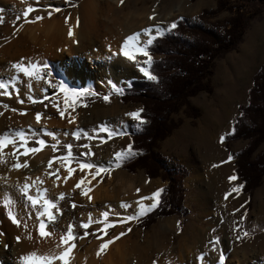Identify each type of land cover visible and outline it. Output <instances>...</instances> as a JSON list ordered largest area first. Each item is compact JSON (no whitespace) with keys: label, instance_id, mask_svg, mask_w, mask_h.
Returning a JSON list of instances; mask_svg holds the SVG:
<instances>
[{"label":"rangeland","instance_id":"374dc122","mask_svg":"<svg viewBox=\"0 0 264 264\" xmlns=\"http://www.w3.org/2000/svg\"><path fill=\"white\" fill-rule=\"evenodd\" d=\"M177 1L180 0H125L123 13L133 5L146 7L157 2L158 12L165 15L169 10L176 7ZM227 1L231 6L241 7L240 12L247 24L245 32L235 49L215 58L211 77L213 91L211 93L202 91L189 98L190 106L198 112L197 117H193L192 111L188 114L185 111V106L182 107L180 111L169 117L170 122L176 123L170 135L158 141V146L152 148L154 154L160 158L155 160L159 172L161 175L165 174L167 180H164L162 176L150 177L145 168H138L134 172H130L120 165L122 159L130 164L134 155H140L139 152L133 153L131 151L129 155L119 160L118 166L116 163L115 153L121 150L127 151V146L131 143L130 133L133 130H138L145 123L141 124L131 116L126 115V113L141 109V104L132 101L123 102L118 98V94L120 88L126 86L129 79H143L144 77L129 78L120 84H114L115 87L107 88H99L94 84L80 86L70 83L68 100L60 96L49 98L53 93L49 95L37 93L33 100H30L34 113H38L40 109L54 108L52 109L54 110L52 116L55 119L63 115L64 109H73L72 115L76 117L77 123L70 126L68 122L71 120L66 119L60 128H51L50 130L55 133V138L46 136L39 127L36 128L35 124H31L34 133L29 135L31 138L30 145L39 146L37 140H45L44 137H48L45 146L50 148L52 152L46 158V162L47 167L52 166L54 172L34 171L24 174V179H22L19 187H15V190L21 189L22 200L20 205L24 211V215L21 216H29L31 206H34L27 200L22 190L23 185L27 184L29 185L27 195L35 196L37 190L42 189L44 190V197L52 200L55 205L51 208L53 219L50 222V228L54 232L58 233L60 237H65V241H67L68 225L72 224L73 239L70 242L81 244L82 241L86 240L82 252L95 240L129 238L141 245H149L148 252L156 264L167 263L170 261L169 256L177 257L178 252L194 254L193 258L197 260L196 257L201 254L199 252L201 249H205V251L216 250L218 254H222L224 261L230 260V264H238L237 258L229 257L230 252L232 249L245 247L256 250L262 256L259 261H264V222L258 219L264 214V174L260 184L254 188L250 196L249 193L243 192L240 187L239 193H236L231 201L228 200L229 202L225 199L221 200L220 197H215V193L221 185V180L217 176L221 167H225L228 172L236 177L232 181L234 188L237 185L242 186V181L235 173V158L230 151L234 154L240 152L248 141L242 139L233 141L230 149L227 150L224 146V140L221 141L220 137L222 135L225 137L232 131L240 106L247 101L248 90L253 83V75L264 67V5L256 0L250 3ZM83 2L84 0H48L46 9L50 6L59 7L64 14L79 16ZM217 5L218 0H181V11L179 10V14L164 29L172 22L184 19L187 24L196 23L203 28L214 31L219 36H223L229 18L234 16L237 11L228 9L217 11ZM204 10L207 11L205 18L200 19L199 17ZM0 13L4 16L3 20L0 19V25L20 19L23 15L21 11L4 8L0 9ZM189 38H191L190 35ZM140 58L142 61L146 59L142 55ZM59 66L62 67V65ZM43 71L48 72L46 68ZM45 77L49 78L54 85L60 84L57 81L58 75L54 72L51 75L46 73ZM76 89L83 91L76 93L73 91ZM105 95L109 97L107 101L103 99ZM58 104H63V107L56 112ZM115 106L120 108V113L112 111ZM40 114L42 117L48 116V113L45 112ZM102 126L113 129L115 133L123 131L124 134H114L108 137L107 132L99 131ZM73 131H78L77 137L71 135ZM65 132L68 134L65 135ZM85 132L88 134L87 136H85ZM53 144L56 145L55 149L52 147ZM68 144L72 146L70 149L65 147ZM84 145H87L88 148L83 147ZM89 148H91V155L87 154ZM263 151L264 141L256 149L253 158ZM82 153L83 155H81ZM229 155L232 157L231 160L228 159ZM65 156L69 158L65 160ZM206 158L215 162L214 165L206 168L208 172L201 180H190L194 159L201 161ZM49 160L52 161L51 165L48 163ZM57 162L63 166L62 170H66L59 171L61 169L55 165ZM83 163H92L94 167L81 168L80 165ZM99 164L104 165V171H96V166ZM195 165L198 166L197 163ZM68 169H72L70 176ZM65 176H67V180H64ZM77 182H81L79 187H77ZM1 184L0 181V187ZM163 187H166V201L172 192L175 195V197L172 195L173 198H169L172 204H167L168 202L164 200V206L167 205V209L171 208V213L157 216L154 223L147 227L138 225L137 220L149 211L137 216L138 206L132 205L131 200L134 199H127L128 194L135 192L136 196L144 195V197H148L146 200L151 201V193L157 189H163ZM82 192L84 195L81 194ZM61 193L64 194L62 197ZM88 193L93 196L92 200L84 198ZM201 193L204 196L209 195L213 204L218 203L217 206L220 208L221 216L225 215L228 228L226 233L217 232L218 224L212 225L208 230L209 238L204 242V239L200 238L199 247H195L191 244L190 231L198 222L199 206L192 199ZM181 195L183 207L177 209L176 207L181 202L178 201V198ZM122 203L127 207L122 208ZM103 212H108V216L102 217L101 213ZM13 214L18 218L17 213L14 212ZM128 216L135 218L127 220ZM43 220L47 221V219ZM89 220L92 223L87 229L80 228L82 222L88 223ZM104 220L108 221L109 227H104ZM166 221H171L172 227L165 226ZM203 224L208 226L207 222ZM213 230H215L214 233ZM117 232L119 233L117 234ZM120 233H124V235H120ZM210 234L218 237L220 244L210 245L209 240L212 237ZM4 237V231H0V263L13 264L14 253L11 246L4 243ZM129 245L130 243L122 247V250L127 249ZM197 251L199 254L196 253ZM108 254V250L103 253L101 264L107 263ZM203 260H205V255ZM206 264L214 263L208 262Z\"/></svg>","mask_w":264,"mask_h":264},{"label":"bare ground","instance_id":"6f19581e","mask_svg":"<svg viewBox=\"0 0 264 264\" xmlns=\"http://www.w3.org/2000/svg\"><path fill=\"white\" fill-rule=\"evenodd\" d=\"M47 1L0 0V9L17 10L23 13L20 19L11 20L0 25V78L6 77L14 71L10 68L12 63L23 61L27 64L31 60L41 64L40 75L48 81V84L45 85L43 80L35 82L28 77H24L23 73H15L18 79L15 85L9 86L7 89L9 95H4L5 90H0V135L8 131L14 137L16 131L23 130L27 137L24 143L16 138L15 148L12 144H5L0 148V157H2L0 159V181L2 183L0 187V231L5 233L4 243L11 246L14 253L13 264H44V261L38 258L43 255L57 257L52 259L49 264H101V257L107 250L109 254L106 264H156L148 252L149 245H141L129 238L95 240L83 252V244L86 240L82 241L81 244H73L70 240L61 243L59 234L50 228L51 220L43 215L37 218L36 213L42 212V201L38 202V205L31 206L29 216H21L24 215L23 207L20 205L22 200L20 196L21 189L15 190V187L20 185L26 173L34 171L54 172L52 166L47 167L46 158L49 157L52 150L45 146L46 142L39 146L30 145L31 138L29 135L34 133L31 124H35V127H39L45 134L46 131H51L50 129L53 127L60 128L66 122V119L71 120V122H68L70 126L77 123L76 117L72 115L73 109L68 108L64 109L63 115L56 117V119L52 116V113H54L52 109L54 108L40 109L38 113L45 112L48 113V116L42 117L40 114V119L37 120V113H34L28 96L34 97L37 93H44V95L53 93L49 98L60 96L68 100L70 97L68 92L70 83L79 84L80 86L94 84L99 88H107L114 84H120L129 78L143 77L135 63L120 54V46L127 36L134 33H139L140 42L143 44L147 40V36L143 32L145 28H151L150 34L152 36L155 35L157 25L165 28L179 14V10L181 11V0L177 1L176 7L169 10L165 15L158 12L157 2L146 7L133 5L123 13L125 0H84L79 16L64 14L59 7L50 6L46 9ZM29 7L32 11L25 15L24 10ZM37 16L40 19H37ZM3 17L0 13L1 20L4 19ZM149 17H152V19H149ZM70 31L71 35L69 34ZM135 59L139 60L141 66H143L139 54ZM45 64L47 67H44ZM59 65H62V67ZM45 68L48 70L46 73L54 72L58 75L57 81L65 85L68 89L67 92L61 91L58 87L59 84L54 85L49 78L45 77L46 73L43 71ZM62 107L63 104H58L56 112ZM12 109H15V111H12ZM112 111L120 113V108L115 106ZM47 138L44 137V141H47ZM25 148L38 149V151L26 153ZM25 161H27V167L24 166ZM211 161L207 158L201 161L194 159L190 180H201L208 172L207 169L214 165L215 162ZM17 163L20 167H13ZM196 163L198 166L195 165ZM55 165L58 169L63 168L61 163L57 162ZM217 176L221 180V185H219L215 197H220L221 200L225 199L227 202H229L228 200L231 201L236 196V192L230 191L234 186L228 177L234 176V174L228 172L225 167H221ZM64 183L67 182L64 181ZM225 192H229L227 198L224 195ZM6 194L10 201L7 206H5ZM135 194L133 192L127 196V199H134L131 200L133 206L136 205L139 208L138 201L141 204L151 203L150 200H141L144 195L136 196ZM89 197H91L90 200L93 199L90 193L84 198L89 200ZM192 201L199 206L198 222L190 231L192 246L199 247L198 243L201 239H204L203 242L206 241L209 238L208 230L214 224H218L216 227L217 232H227L228 224L224 218L225 215L221 216L220 208L217 206L218 203L213 204L209 195L204 196L201 193L194 196ZM50 211L53 214L52 209ZM8 212L17 213L18 218L14 214L13 216L18 220V224L12 223L8 218ZM43 219H47V221ZM258 219L264 222V214L259 216ZM40 221H44V231L49 235L43 237L39 235ZM205 222L208 223V226L203 224ZM164 225L172 227V222L166 221ZM17 237L20 239L17 240ZM107 241L112 242L106 243ZM203 242L201 243L203 244ZM128 243H130L129 247L122 250V247L127 246ZM217 243L220 244L219 241ZM101 244H105V247L100 248ZM29 252L36 253V257H29L22 262L20 258L27 256ZM61 252L65 253L63 261L58 259ZM199 252L205 255L206 261L203 260V264L208 262L230 264V260L224 261L222 254H218L216 250L209 249L205 251V249H201ZM199 252L196 253L199 254ZM176 255L177 257L169 256L170 261H167V263H161L201 264V261L194 260V254L178 252ZM229 257L237 258L238 264H264V261H259L262 256L253 248L232 249Z\"/></svg>","mask_w":264,"mask_h":264},{"label":"trees","instance_id":"16d2710c","mask_svg":"<svg viewBox=\"0 0 264 264\" xmlns=\"http://www.w3.org/2000/svg\"><path fill=\"white\" fill-rule=\"evenodd\" d=\"M234 1L250 3L253 0ZM256 1L264 5V0ZM240 8L231 6L227 0H218L217 11L222 9L237 11L229 18L223 36L199 24L190 25L184 19H180L175 21L174 29L165 31L148 46L147 50L153 61L150 70L157 76L158 83L148 81L146 78L129 79L126 86L120 88L118 94V98L123 102L140 103L142 109L140 116L145 120L138 130L130 133L131 151L139 152L140 155L131 157L133 161L130 164L122 159L120 161L122 167L130 172L145 168L150 177L162 176L167 180V176L159 172L155 160L160 158L154 154L152 148L158 146V141L170 135L176 123L170 122L169 117L180 111L182 107L185 106L188 114L192 111L193 117H197L198 112L190 106L189 98L202 91L208 93L213 91L211 77L215 58L235 49L242 40L247 24ZM206 13L207 11L204 10L199 18H205ZM252 79L247 101L240 106L232 131L224 138V146L227 150L230 149L233 141L241 139L248 141L240 152L234 154L230 151V153L235 158V173L242 181L241 189L249 193V196L260 184L264 174V151L253 158L256 149L264 141V67L255 73ZM162 168L164 169L163 166ZM165 188L163 187L159 195L157 206L140 217L137 220L138 225L147 227L154 223L157 216L171 213V208L167 209V205L164 206ZM172 195L174 192L171 193L170 199L173 198ZM169 198L166 202L172 204ZM178 201L181 202L176 208L182 209V195Z\"/></svg>","mask_w":264,"mask_h":264},{"label":"snow or ice","instance_id":"6c2138e0","mask_svg":"<svg viewBox=\"0 0 264 264\" xmlns=\"http://www.w3.org/2000/svg\"><path fill=\"white\" fill-rule=\"evenodd\" d=\"M30 11H32L31 7L26 8L24 10V14L27 15L28 12H30ZM36 18L40 19L39 16H37ZM149 19H152V17H149ZM175 27H176V23L175 22H172L171 24H169L166 29L161 28L159 25H157L156 28H155V36H152L150 34L151 33V28L143 29L144 34L147 36V40L143 44L140 42L139 33H134L132 35H129V36H127L124 39L122 45L120 46V54L122 56L126 57L127 60L133 61L135 63V65H136L138 71L143 75L144 78H146L148 81L157 82L158 83L157 76H155L152 73V71L150 70V66H151L153 61H152V57L149 55V51L147 50V48H148L149 45L153 44L154 40L157 37L162 36L165 31H170V30L174 29ZM69 34L71 35V31L69 32ZM138 54L142 55L143 57H146V59L143 61V66H141V63H140L139 60L135 59ZM44 67H47V65L45 64ZM10 68L12 70H14V71L9 73V75H7L6 77L0 78V90H5L4 91V95H9L7 89L9 88V86L15 85V82L18 79V77H17V75L15 73H23L24 77H28V78L34 80L35 82H40V81L43 80V83L45 85L48 84V81L43 79L41 77V75H40V68H41V64L40 63L33 62V61L29 60L27 62V64H25L23 61H21V62H17V63H12L10 65ZM48 74L51 75L50 72ZM58 87L60 88L61 91H64V92L68 91V89L65 87V85L63 83H60L58 85ZM112 87H115V85H113ZM73 91L76 92V93H79V92H81L83 90L82 89H76V90H73ZM28 99L29 100H33V97L31 95H29ZM108 99H109V97L107 95H105L104 96V100L107 101ZM33 102H35V101H33ZM12 111H15V109H12ZM141 112H142V109H137L136 111L126 113V115L131 116L134 120H137V121H139L142 124L145 121L140 116ZM61 115H62V113H61ZM36 119L37 120L40 119V113L36 114ZM79 131H83V130H79ZM99 131L100 132H107L108 137H111L114 134H116V135H123L124 134L123 131L115 133L113 129H108L107 127H103V126L99 128ZM45 134L54 137V133L51 132V131H46ZM67 134L68 133L65 132V135H67ZM84 134H85V136L88 135L86 132ZM71 135L73 137H77L78 136V131H73L71 133ZM16 138H18L21 143H24L26 141V139H27V137L25 135V132L23 130L16 131L15 134H14V137H13L12 133H10L8 131H5L2 135H0V148H2L5 144H12L13 148H15L16 147ZM224 138L225 137L222 135L220 137L221 141H223ZM101 142L103 143V140ZM37 143L40 144V145H43L45 143V141L41 139V140H37ZM57 143H58V141H57ZM52 147H53V149H55L56 145L53 144ZM65 147L70 149L72 146L70 144H68V145H65ZM83 147L88 148L87 145H84ZM131 149H132V144L129 143L128 146H127V151L121 150V151H117L115 153L117 166H118V163H119L120 159H122L124 156H127V155H129V153H131ZM35 151H38V149L25 148V152L26 153L27 152H35ZM87 154L91 155L92 153L89 150ZM81 155H83V153ZM68 158H69L68 156L64 157L65 160H67ZM0 159H2V157H0ZM228 159L229 160L232 159L231 155H229ZM48 163H49V165H51L52 161L49 160ZM24 166L27 167V161H25ZM13 167L19 168L20 165L17 163L15 165H13ZM80 167L81 168H93L94 165L92 163H83V164L80 165ZM104 170H105V168H104L103 164H99L98 166H96V171L97 172L104 171ZM68 173H69V175H71L72 169H68ZM64 179L67 180V176H65ZM228 179H229V181H233V180L236 179V177L235 176H229ZM80 183L81 182H77V187H79ZM17 187H19V186H17ZM240 187H242V186L241 185H237V187L231 189L230 191H234V192H236L238 194L239 191H240ZM28 188H29V185L25 184V185H23V189L22 190L24 191L27 200L30 201L32 203V205H36L38 202L42 201V203H41L42 212H37L36 213L37 218H39L41 215H43V216L48 217L49 220H52L53 219V215H52V212L50 211V209L55 206L53 204L52 200L47 199V198L44 197V190H42V189H38L37 190V195H35V196L27 195ZM162 191H163V189H157L156 191L151 193V197H150L151 201H152L151 204H141L138 201L137 203L139 204V208H138V210L136 212V215L139 216V215L143 214L144 212L150 211L151 209L155 208L157 206L158 202H159L158 198H159V195H160V193ZM137 192H139V189H137ZM81 194L84 195L83 192ZM60 195L62 197L64 194L61 193ZM224 195L227 198L228 195H229V192H225ZM90 199H91V197H89V200ZM144 199H148V197H141V200H144ZM9 203H10V201L8 200L7 194H6L5 195V206H7ZM121 207L125 208V207H127V205L122 203ZM101 216L102 217L108 216V212L101 213ZM8 218L12 221L13 224H18L19 223L18 220L13 216L12 212H8ZM134 218H135L134 216H128L126 219L127 220H131V219H134ZM90 223H92L91 220H89L88 223H83L82 222L80 224V228L87 229ZM103 224H104L105 228L109 227V224H108L107 220H104ZM178 224H179V222H178ZM72 228H73L72 224H69L68 225V231H67V237H66L67 240H72L73 239ZM44 229H45V223H44V221H40V224H39V227H38V232H39V235L42 236V237L46 236V235H49V233H46L44 231ZM214 232H215V230H213V233ZM85 235H87V233H85ZM120 235H124V233H120ZM19 239L20 238L17 237V240H19ZM218 240H219V238L216 237L213 234V237L209 240V244L210 245H214L215 243L218 242ZM64 242H65V237H61V243H64ZM111 242L112 241H107L106 243H111ZM104 247H105V244H101L100 245V248H104ZM64 256H65V253L61 252L59 254L58 259L63 261L64 260ZM29 257H36V253L29 252L27 254V256H22L20 259L23 262V261H26ZM203 257H204V254L201 253L199 256L196 257V259L201 261V264H203ZM38 258L41 259L42 261H44V264H49V262L52 259H55L57 257L43 255V256H40Z\"/></svg>","mask_w":264,"mask_h":264}]
</instances>
